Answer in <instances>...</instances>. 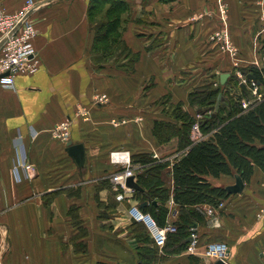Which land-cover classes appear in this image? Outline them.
Returning <instances> with one entry per match:
<instances>
[{
    "label": "crops",
    "instance_id": "crops-1",
    "mask_svg": "<svg viewBox=\"0 0 264 264\" xmlns=\"http://www.w3.org/2000/svg\"><path fill=\"white\" fill-rule=\"evenodd\" d=\"M24 3L0 0L10 12ZM89 3L41 4L31 15L38 72L0 85V264H214L204 253L210 241L228 244L229 264H264L260 167L211 215L209 204L182 212L172 175L187 152L184 125L209 107L226 113L218 98L206 100L219 94L220 75L264 64V0H130L122 39L138 55L133 68L94 58ZM102 94L108 102L95 103ZM70 141L84 145L83 167L68 152ZM20 146L34 167L29 179L15 178ZM117 148L130 150L142 189L113 180L122 169L110 160ZM209 180L236 182L223 173ZM144 200L160 226L178 227L162 247L130 218L131 205ZM193 226L198 243L190 253L182 238Z\"/></svg>",
    "mask_w": 264,
    "mask_h": 264
},
{
    "label": "trees",
    "instance_id": "trees-1",
    "mask_svg": "<svg viewBox=\"0 0 264 264\" xmlns=\"http://www.w3.org/2000/svg\"><path fill=\"white\" fill-rule=\"evenodd\" d=\"M106 3H110L111 6L105 10V18L98 23L99 26L92 27L96 36L91 51L94 58L100 62L106 61L105 59L112 60V57L116 58L115 52L123 51L119 49L120 43H123L124 52H132L122 39L124 16L129 8L126 0H90L87 11L90 25L92 26L93 16L99 7ZM137 58L138 55L134 52L130 60L131 64L127 66L133 68ZM250 70L264 87V69L259 71L253 66ZM211 94L215 95L212 92ZM212 96L206 100H213ZM209 118L215 120L205 123L203 119L202 122L200 121L201 130L206 137L199 141L190 136L194 118L184 127L182 124L187 152L175 161L172 175L174 176L173 197L181 206L183 213L199 204L218 205L231 196L225 187L212 184L209 177L219 178L222 173L235 175L237 172L244 181H248L255 166L264 171V96L247 109L227 110L224 115L213 112ZM145 202L147 203L148 200L142 201L140 206L142 207V203ZM152 202L155 200L153 199ZM142 209L147 211L143 207ZM178 232L174 233V236ZM189 235L190 230L184 239L182 238L184 248ZM142 261L140 259V262Z\"/></svg>",
    "mask_w": 264,
    "mask_h": 264
},
{
    "label": "built area",
    "instance_id": "built-area-1",
    "mask_svg": "<svg viewBox=\"0 0 264 264\" xmlns=\"http://www.w3.org/2000/svg\"><path fill=\"white\" fill-rule=\"evenodd\" d=\"M38 4L35 0H25L23 7L16 11L10 12L0 5V85L14 86L16 76L19 74L34 75L38 72L41 65V57L34 45L36 35V27L34 25L32 14L36 11ZM245 83V82H242ZM259 83L252 81L250 87L253 93L257 94ZM261 95H259V99ZM107 100L106 95H101L97 98V103ZM248 106V102L244 103V107ZM201 117V115H200ZM69 120H65L61 124V131L58 136L67 138ZM192 137L199 141L205 138L201 130L199 117L192 126ZM20 153L14 167V174L17 180L31 178L34 167L29 162L25 148L19 147ZM154 157H158L154 154ZM110 160L113 164L120 166L122 169L113 174V180L122 187H126V180L129 177H134L132 169V154L128 149H114L110 153ZM144 204V203H142ZM219 207H224V202L219 204ZM217 207L209 205L207 208L208 214H213ZM130 218L136 222L143 223L146 227L153 242L162 247L166 244L170 233L178 231L177 226L169 224L168 226H160L153 215L144 211L140 204L131 205L129 209ZM198 243L197 230L193 226L190 228V235L187 238L185 249L188 252H195ZM205 256L211 259H222L226 261L229 254V246L224 241H210L205 248Z\"/></svg>",
    "mask_w": 264,
    "mask_h": 264
},
{
    "label": "rangeland",
    "instance_id": "rangeland-1",
    "mask_svg": "<svg viewBox=\"0 0 264 264\" xmlns=\"http://www.w3.org/2000/svg\"><path fill=\"white\" fill-rule=\"evenodd\" d=\"M129 1L130 0H126V2L129 5L127 13H129L130 10H131ZM37 4L39 5L40 3L37 2ZM40 6H38L37 9ZM110 6H111L110 3H106L103 6L99 7V9L97 10L96 14L93 16L92 27L99 26L98 23L101 22L105 18V10H107ZM134 17L138 18L135 15H134ZM147 18H149V17H143L142 18L143 19L142 21H143L144 24L146 23ZM147 24L148 25H152L151 22H147ZM220 35L223 37V41L225 43H228V33L226 32V30L223 32V34L220 33ZM95 36H96V33H95V30H94V39H95ZM161 39H162V37L160 38V40ZM163 44L165 45L166 43H163ZM119 49H121L123 51L122 52L121 51L115 52L116 58L112 57V60L111 59H105L106 62H108L110 64H115L116 66H120V67H123V68H129L127 65L131 64L130 60L133 58V52H130V51L124 52L125 49L123 47V43H120ZM98 58H101V57L98 56ZM253 66L257 67L259 69V71L264 69V64L259 65V67H258V65L242 66L239 69L237 68L236 71L233 72V73H223V74H228V76H227V78L225 79L224 82H222L221 75H220V78L217 79V81L215 82V85H213V87L217 88L219 94L217 96H215L214 98L215 99L218 98V102H219V105H220V111L222 109L221 104L223 106H225V108H226L225 112H227V110H231V109H234V110L238 109V108L247 109V108L251 107L253 104H255L256 102H258L260 100L259 99V95H261L260 96L261 99L263 98V96H264V87L261 85V82L258 80V78L253 74L254 72L250 70V68L253 67ZM249 74L254 75L255 79L249 78L248 77ZM252 81H257L259 83V85H258L259 88L257 90V92H258L257 94H254L252 87H250V83ZM242 82H245V83H242ZM204 87L205 86H203L201 88H204ZM211 87H212V85L208 86L209 89ZM97 98H99V97H97ZM223 101H224L225 104L223 103ZM237 101H239V102H237ZM94 102L97 103V99ZM104 102H108V97H107V100L104 101ZM247 102H248V106L244 107V103H247ZM213 112H217V111H215L214 108L211 109L209 107L206 112L202 111V112L197 113L194 116V122L196 121V119L198 117H199L200 121L203 119L204 123H205V121H207V122H211L212 121L213 122L215 119H210L209 118V117H211V114ZM200 115H201V117H200ZM193 124L194 123H192V126H193ZM192 126H191V135L190 136L193 139V137H192ZM203 127H205V126H203ZM117 149H122V148H117ZM219 204L218 205H213V206L218 207Z\"/></svg>",
    "mask_w": 264,
    "mask_h": 264
},
{
    "label": "water",
    "instance_id": "water-1",
    "mask_svg": "<svg viewBox=\"0 0 264 264\" xmlns=\"http://www.w3.org/2000/svg\"><path fill=\"white\" fill-rule=\"evenodd\" d=\"M50 0H44L43 2H41L38 6H40L41 4H44L46 2H49ZM1 46V44H0ZM2 76V74H0V77ZM228 74H222L221 78H222V82L225 81V79L227 78ZM249 78L255 79V76L252 74L248 75ZM68 152L74 157L77 165L79 167H83L85 165V161H86V156H85V151H84V145L81 143L78 144H73L72 141L68 142ZM235 179L236 182L235 184L232 185H228L226 186V190L230 193V194H238L243 192L244 188H245V181L242 178V176L236 172L235 174ZM126 184L132 188H136L138 190L142 189L141 186L135 181V178L129 177L126 180ZM146 203H144L143 205H145ZM214 264H229L227 261L222 260V259H217Z\"/></svg>",
    "mask_w": 264,
    "mask_h": 264
}]
</instances>
